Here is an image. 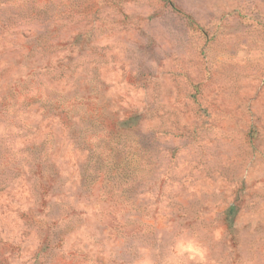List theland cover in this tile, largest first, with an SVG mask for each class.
I'll return each mask as SVG.
<instances>
[{
    "label": "rangeland",
    "instance_id": "374dc122",
    "mask_svg": "<svg viewBox=\"0 0 264 264\" xmlns=\"http://www.w3.org/2000/svg\"><path fill=\"white\" fill-rule=\"evenodd\" d=\"M0 264H264V0H0Z\"/></svg>",
    "mask_w": 264,
    "mask_h": 264
},
{
    "label": "trees",
    "instance_id": "16d2710c",
    "mask_svg": "<svg viewBox=\"0 0 264 264\" xmlns=\"http://www.w3.org/2000/svg\"><path fill=\"white\" fill-rule=\"evenodd\" d=\"M122 124L124 125H127L129 124V126H134L136 123H135V117L132 116L124 121H122ZM93 172L92 171H88L87 174H85L84 176V179H90L92 180L93 179ZM236 214V207L234 205L230 206L228 208V210L226 211V215H225V220L226 222L228 223L229 227L232 226V217Z\"/></svg>",
    "mask_w": 264,
    "mask_h": 264
}]
</instances>
